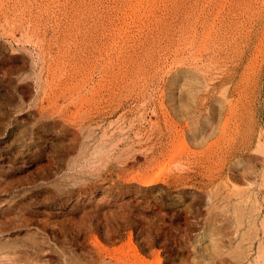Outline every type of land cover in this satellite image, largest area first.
<instances>
[{
  "label": "rangeland",
  "instance_id": "1",
  "mask_svg": "<svg viewBox=\"0 0 264 264\" xmlns=\"http://www.w3.org/2000/svg\"><path fill=\"white\" fill-rule=\"evenodd\" d=\"M263 186L264 0H0V264H264Z\"/></svg>",
  "mask_w": 264,
  "mask_h": 264
},
{
  "label": "bare ground",
  "instance_id": "2",
  "mask_svg": "<svg viewBox=\"0 0 264 264\" xmlns=\"http://www.w3.org/2000/svg\"><path fill=\"white\" fill-rule=\"evenodd\" d=\"M262 181V180H261ZM229 182V181H228ZM249 183V182H248ZM256 183V182H255ZM260 183V182H259ZM260 186V185H259ZM226 187V186H225ZM264 187V186H263ZM262 187V188H263ZM228 188V187H227ZM235 188V187H234ZM239 189V188H238ZM243 190V189H242ZM11 191V190H10ZM259 191H261V190H259ZM232 192V191H231ZM233 193V192H232ZM253 193V192H252ZM225 194V193H224ZM230 194V193H229ZM232 195V194H231ZM242 195V194H241ZM231 197H233V196H231ZM238 197V196H237ZM242 197H243V195H242ZM241 197V198H242ZM249 197V196H248ZM263 197V196H262ZM247 199V198H246ZM264 199V198H263ZM251 201V200H250ZM244 202V201H243ZM248 202V201H247ZM257 202V201H256ZM246 203V202H245ZM232 204H233V202H232ZM263 204H264V202H263ZM239 205V204H238ZM241 206V205H240ZM253 206V205H252ZM233 207V206H232ZM257 208V207H256ZM238 211V210H237ZM255 213V212H254ZM236 220V219H235ZM262 224H264L263 222H262ZM240 225V224H239ZM249 226V225H248ZM264 228V227H263ZM247 230V229H246ZM230 232V231H229ZM264 232V231H263ZM237 233V232H236ZM229 234V233H228ZM247 234V233H246ZM246 236V235H245ZM253 237V236H252ZM243 238V237H242ZM243 242V241H242ZM248 242V241H247ZM238 243V242H237ZM242 244V243H241ZM212 245V244H211ZM215 246V245H214ZM240 246V245H239ZM241 247V246H240ZM243 248V247H242ZM224 249V248H223ZM219 250V249H218ZM243 251H244V249H243ZM235 252V251H234ZM240 253V252H239ZM220 254V253H219ZM233 254V253H232ZM238 254V253H237ZM229 255H230V252H229ZM241 255V254H240ZM242 255H244V254H242ZM216 256V255H215ZM233 256V255H232ZM237 256H239V254L237 255ZM135 257H137V255L135 256ZM243 257V256H242ZM213 258V257H212ZM229 259V258H228ZM142 260V259H141ZM243 260V259H242ZM236 261V260H235ZM142 262V261H141ZM106 264V263H105ZM138 264V263H137ZM224 264V263H223ZM234 264H236V263H234Z\"/></svg>",
  "mask_w": 264,
  "mask_h": 264
}]
</instances>
